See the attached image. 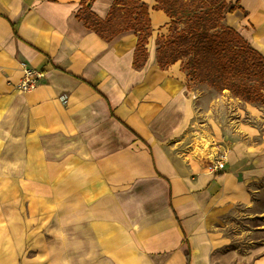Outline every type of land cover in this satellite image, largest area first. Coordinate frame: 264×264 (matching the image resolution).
Listing matches in <instances>:
<instances>
[{
  "label": "crops",
  "instance_id": "crops-1",
  "mask_svg": "<svg viewBox=\"0 0 264 264\" xmlns=\"http://www.w3.org/2000/svg\"><path fill=\"white\" fill-rule=\"evenodd\" d=\"M139 1L152 29L141 70L132 65L134 31L103 40L76 18L84 0H0V159L36 153L65 178L69 160L87 161L103 178L92 199L70 192L69 179L54 192L56 176L45 193L17 165L11 188L26 193L18 209H0V264H40L21 258L46 248L45 235L48 264H264V246L233 263L220 226L251 203L255 182L264 191V107L243 103L242 118L226 126L205 121L180 63L157 64L169 18L155 0ZM113 2L92 0L90 10L105 19ZM228 2L237 7L229 25L264 56V0ZM22 63L45 73L30 93L17 89ZM216 159L225 161L219 176L210 171Z\"/></svg>",
  "mask_w": 264,
  "mask_h": 264
},
{
  "label": "trees",
  "instance_id": "trees-1",
  "mask_svg": "<svg viewBox=\"0 0 264 264\" xmlns=\"http://www.w3.org/2000/svg\"><path fill=\"white\" fill-rule=\"evenodd\" d=\"M91 2L84 0L76 18L105 41L134 31L137 44L132 65L141 70L152 31L147 5L139 0H114L102 19L91 12ZM155 2L154 9L163 11L170 20L169 36L156 41L157 64L162 70L179 62L189 84L229 90L240 100L264 106V56L225 24L226 14L234 13L236 6H229L226 0Z\"/></svg>",
  "mask_w": 264,
  "mask_h": 264
},
{
  "label": "rangeland",
  "instance_id": "rangeland-1",
  "mask_svg": "<svg viewBox=\"0 0 264 264\" xmlns=\"http://www.w3.org/2000/svg\"><path fill=\"white\" fill-rule=\"evenodd\" d=\"M226 1L229 6H235L229 3L228 0ZM229 14L231 13H228L225 16V24L231 27L227 20ZM168 36L169 31L167 36L162 37L167 38ZM188 85L189 90H192L195 94V105L198 109L201 110L203 116H206L204 120L206 121L207 119L212 118L214 121H217L219 127L226 126V124L231 123L232 121L239 122V120L242 118L241 113L246 111L243 103L252 105V107H254L252 111L254 112H256L255 109L264 107L260 103H249L240 100L239 98L235 97L229 90L218 91L214 88L195 82H190L189 84V79ZM218 144L224 143L219 142ZM8 162L15 164V173L8 174L5 172L7 170ZM21 163L24 164L23 167H27L32 171V173L29 174V177L30 180L34 182V188H38L45 193H49L51 191L50 181H53L55 176L57 177V183H59V185L57 189H53L54 192L60 194L61 192L65 191L60 183H66L68 181L67 179H69L70 183H73L71 184L70 192L76 193L79 198L86 197V195H84L83 197V193H90L91 195L88 197L92 199L95 193L97 194L100 192L98 191L99 189H95V187H98L99 184L103 182V178L99 173L98 167L93 163H87V161L82 163H75V161L69 160L67 162L68 167H72L75 169L69 170L71 173L69 176L71 178H65L66 174H64L63 172L60 173L59 170L57 171V169L51 167L49 163L41 162V159H39L36 153L32 154L28 159H0V209L2 207H4L5 209H7V207H9L10 209H18L19 200L24 198V195L26 193L25 190L11 188L14 185H18L19 175L17 173V165ZM77 166L89 169L90 175H82L81 173H78V171L80 170L76 169ZM4 168H6L5 171H3ZM8 177H13L14 182H12L11 180H9L10 182H8ZM81 177L84 179L86 177L88 179L86 180L87 182L85 184L83 182V188H79V186L82 184ZM105 178L110 179L108 175H106ZM252 186L253 190L255 191H251V194L253 192L251 203L247 204L246 206L240 205L233 207L230 212L224 214L220 219V226L225 236L223 243L227 245L226 250L228 251V253L230 251L233 252V263L243 261L242 258L247 254V252H252L253 250H255V253H257L255 256H259L261 254L260 249L264 246V226L262 220V218L264 217V191L261 190L262 183L259 181L255 182ZM74 188L78 189L73 190ZM5 224L12 225V222ZM13 224L15 228H19L20 222L17 223L15 221ZM1 226L2 222H0V227ZM49 241L50 237L48 235H45L42 243L44 245H47V247L45 248L40 245L35 246V248L33 249L31 248L29 251L22 255V262L25 258H38L41 259L40 264H48L50 251L48 246ZM42 249H44V251L40 253Z\"/></svg>",
  "mask_w": 264,
  "mask_h": 264
},
{
  "label": "built area",
  "instance_id": "built-area-1",
  "mask_svg": "<svg viewBox=\"0 0 264 264\" xmlns=\"http://www.w3.org/2000/svg\"><path fill=\"white\" fill-rule=\"evenodd\" d=\"M21 67L23 70V77L17 85V89L25 93L33 92L41 84L42 79L45 77V73L42 70L28 67L25 63H23ZM223 169L224 163L222 161H217L211 166V170L214 173L221 172Z\"/></svg>",
  "mask_w": 264,
  "mask_h": 264
},
{
  "label": "bare ground",
  "instance_id": "bare-ground-1",
  "mask_svg": "<svg viewBox=\"0 0 264 264\" xmlns=\"http://www.w3.org/2000/svg\"><path fill=\"white\" fill-rule=\"evenodd\" d=\"M243 35H244V36H247V33H243ZM22 64H23V63H22ZM217 161H222V162L224 163V169H223V171H221V172L214 173V172H212V170H211V166L214 165ZM212 165L210 166V171H211V173H213L215 176H219V175L224 174V172H225V161H224V159H216V160L212 163Z\"/></svg>",
  "mask_w": 264,
  "mask_h": 264
}]
</instances>
